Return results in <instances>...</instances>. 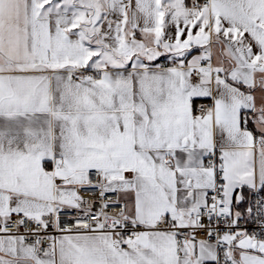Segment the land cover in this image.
I'll use <instances>...</instances> for the list:
<instances>
[{
  "label": "snow or ice",
  "instance_id": "snow-or-ice-1",
  "mask_svg": "<svg viewBox=\"0 0 264 264\" xmlns=\"http://www.w3.org/2000/svg\"><path fill=\"white\" fill-rule=\"evenodd\" d=\"M0 264H264V0H0Z\"/></svg>",
  "mask_w": 264,
  "mask_h": 264
}]
</instances>
